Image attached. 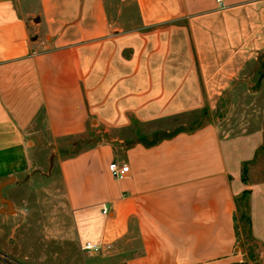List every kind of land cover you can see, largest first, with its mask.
<instances>
[{
	"label": "crops",
	"instance_id": "1",
	"mask_svg": "<svg viewBox=\"0 0 264 264\" xmlns=\"http://www.w3.org/2000/svg\"><path fill=\"white\" fill-rule=\"evenodd\" d=\"M21 1L0 0V183L43 174L38 153L55 160L68 220L57 232L78 264L243 263L235 197L250 190L264 264V181H242L264 142V103L236 82L264 50V0H133L128 27L106 0ZM202 110L196 130L126 145L137 123ZM71 138L86 147L58 159ZM113 162L128 165L123 179Z\"/></svg>",
	"mask_w": 264,
	"mask_h": 264
},
{
	"label": "rangeland",
	"instance_id": "2",
	"mask_svg": "<svg viewBox=\"0 0 264 264\" xmlns=\"http://www.w3.org/2000/svg\"><path fill=\"white\" fill-rule=\"evenodd\" d=\"M29 1H21L27 10ZM106 1L111 17L117 19L121 25L128 27L130 21L135 20L133 0ZM29 18L33 21L34 17ZM31 27L34 31L35 25L32 24ZM263 64L264 50L259 52L257 59L247 66L236 81L249 90L251 102L264 103V78L260 77ZM227 109V102L218 107L216 113L219 118L225 116ZM198 118H202V113L184 114L159 122L140 124L137 131L151 137L155 132L173 131L180 126L190 128ZM133 130L127 131L126 136H132ZM79 140L60 139L57 158H67L86 147L87 144L77 145ZM89 141V137L84 138V142ZM36 158L41 161L39 168L43 174L36 171L30 177L19 174L14 184L3 189V195L12 199L15 205L10 213L0 215V264H78L82 256L73 258L76 253L74 244L68 240L63 242L64 235L57 232L56 225L61 224L64 229L68 220L62 215L66 212V207L59 192L61 187L58 169H51L55 160L51 166L50 158L47 159L40 153L36 154ZM248 169L251 182L264 181V150ZM4 207L7 206L0 203V208ZM56 216L60 218L55 219ZM62 233L64 234V230Z\"/></svg>",
	"mask_w": 264,
	"mask_h": 264
},
{
	"label": "trees",
	"instance_id": "3",
	"mask_svg": "<svg viewBox=\"0 0 264 264\" xmlns=\"http://www.w3.org/2000/svg\"><path fill=\"white\" fill-rule=\"evenodd\" d=\"M260 74H261L260 77L264 78V64L261 67ZM198 113H202V118H198V120L195 121L194 126H191L190 128H184V126H180L179 128L173 131L155 132L153 135H151V137L144 134H140V132H138L139 134L138 138L136 140L127 142L126 145L128 146L135 142H140L143 145L150 147L158 144L160 141L164 139H169L178 133L196 130L206 123L204 120L207 118V114H208L206 110L199 111ZM137 125H140V123H137ZM82 142H83L82 140H79L77 142V145L78 144L81 145ZM263 150H264V142L257 150L253 160L243 163L242 181L244 183L246 184L257 183L250 181L248 168L252 165L255 158ZM76 153L77 151L74 154ZM250 194H251L250 190H245L240 195L235 197V203L237 207V223H236L237 237L241 239V241H243L244 246L246 248L245 260L243 263H238V264H262L261 256H260L262 245L255 239L252 232V219H251V211L249 205Z\"/></svg>",
	"mask_w": 264,
	"mask_h": 264
},
{
	"label": "built area",
	"instance_id": "4",
	"mask_svg": "<svg viewBox=\"0 0 264 264\" xmlns=\"http://www.w3.org/2000/svg\"><path fill=\"white\" fill-rule=\"evenodd\" d=\"M217 3L223 6V0H217ZM109 170L114 178L123 179L128 173L129 167L126 164L120 165L113 162L109 165ZM103 212L107 213V208H103ZM81 250L86 253H98L101 251V247L98 244L86 242L81 246Z\"/></svg>",
	"mask_w": 264,
	"mask_h": 264
},
{
	"label": "water",
	"instance_id": "5",
	"mask_svg": "<svg viewBox=\"0 0 264 264\" xmlns=\"http://www.w3.org/2000/svg\"><path fill=\"white\" fill-rule=\"evenodd\" d=\"M13 181V178L8 179L2 183H0V203L5 204L7 207L4 209H1L0 211H12L13 210V203L8 198L2 197V189L9 185Z\"/></svg>",
	"mask_w": 264,
	"mask_h": 264
}]
</instances>
